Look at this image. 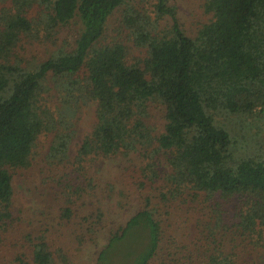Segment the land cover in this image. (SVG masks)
Segmentation results:
<instances>
[{
    "label": "trees",
    "instance_id": "16d2710c",
    "mask_svg": "<svg viewBox=\"0 0 264 264\" xmlns=\"http://www.w3.org/2000/svg\"><path fill=\"white\" fill-rule=\"evenodd\" d=\"M142 1L0 0V249L15 222L12 172L30 165L43 133L52 135L46 162H67L74 120L87 105L94 121L74 157L77 180L66 182L59 208L76 244L93 242L105 216L99 207L74 210L93 180L86 163L142 150L145 162L134 178L139 191L160 182L156 203L145 196L109 235L98 257L103 264H176L180 246L165 233L157 204L186 195L202 196L211 212L201 250L188 252L186 264H237L225 239L264 246V0H203L209 19L193 34L169 0L149 7ZM115 9L119 17L107 35ZM74 19L77 37L55 46L59 28ZM23 41L55 47L31 60L20 53ZM154 104L163 112L160 131L148 121ZM231 200L229 217L224 207ZM131 237L140 241L132 255L112 256ZM22 238L0 264H73L45 234Z\"/></svg>",
    "mask_w": 264,
    "mask_h": 264
},
{
    "label": "rangeland",
    "instance_id": "374dc122",
    "mask_svg": "<svg viewBox=\"0 0 264 264\" xmlns=\"http://www.w3.org/2000/svg\"><path fill=\"white\" fill-rule=\"evenodd\" d=\"M176 6L180 22L188 34H193L199 24L205 23L209 15L203 10V0H169ZM152 0H143L142 5L149 7ZM120 9H115L107 23V35L119 17ZM79 23L77 19L59 28L55 46L67 47L77 37ZM47 42H25L20 50L26 59L41 61L54 49ZM129 52L140 56L139 49L129 47ZM162 108L153 105L149 108L148 121L157 128L162 129ZM94 121L93 106L82 107L75 120V135L69 145L67 162L52 165L46 162V152L52 135L43 133L35 144L30 165L25 169H16L12 172L13 186V212L14 224L8 228L4 236L7 245L0 249V260L8 261L17 239H23L26 234L37 235L43 233L47 239L68 252L73 264H103L98 259L100 251L106 244L109 235L113 234L125 221L142 206L145 196L153 198L156 203L160 182H156L143 191H139L137 178H134V169L145 162L141 151L130 152L127 155H116L110 158H98L97 162L86 163L87 176L92 180L90 187L85 185L84 195L74 201V210H94L99 207L105 213L103 227L91 243L84 246L76 244L74 227L59 217V208L65 202L66 182L74 180V157L83 137L91 130ZM165 159L159 157L161 170H166ZM85 184H87L85 182ZM67 189V188H66ZM158 200V199H157ZM236 201L231 200L225 205L226 214L231 217ZM159 218L162 221L165 233L176 239L180 249L174 257L176 264H186L184 257L188 252L194 255L202 243V225L211 214L208 203L202 196H184L174 202L157 204ZM226 241V249L233 250L237 264H264V246L254 247L248 240L234 242ZM140 241L135 237L124 240L120 246L113 248L112 256L116 251H122L119 259L126 255L131 256L133 246L137 247ZM22 245V240L20 241ZM20 244L19 250L21 249ZM133 244V245H132ZM17 246V248H18ZM201 250V249H200ZM112 259H110L111 261ZM120 264V261H119ZM123 264H128L123 261Z\"/></svg>",
    "mask_w": 264,
    "mask_h": 264
}]
</instances>
